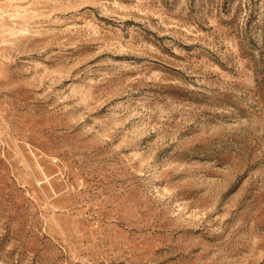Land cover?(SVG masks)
Segmentation results:
<instances>
[{
  "label": "rangeland",
  "instance_id": "rangeland-1",
  "mask_svg": "<svg viewBox=\"0 0 264 264\" xmlns=\"http://www.w3.org/2000/svg\"><path fill=\"white\" fill-rule=\"evenodd\" d=\"M0 5V264H264V0Z\"/></svg>",
  "mask_w": 264,
  "mask_h": 264
},
{
  "label": "built area",
  "instance_id": "built-area-1",
  "mask_svg": "<svg viewBox=\"0 0 264 264\" xmlns=\"http://www.w3.org/2000/svg\"><path fill=\"white\" fill-rule=\"evenodd\" d=\"M1 14H2V6L0 5V17H1Z\"/></svg>",
  "mask_w": 264,
  "mask_h": 264
}]
</instances>
